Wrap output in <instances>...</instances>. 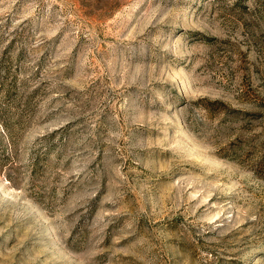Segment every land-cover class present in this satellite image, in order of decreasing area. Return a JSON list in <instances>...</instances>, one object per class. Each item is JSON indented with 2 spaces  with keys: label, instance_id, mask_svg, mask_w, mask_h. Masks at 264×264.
Listing matches in <instances>:
<instances>
[{
  "label": "rangeland",
  "instance_id": "374dc122",
  "mask_svg": "<svg viewBox=\"0 0 264 264\" xmlns=\"http://www.w3.org/2000/svg\"><path fill=\"white\" fill-rule=\"evenodd\" d=\"M0 264H264V0H0Z\"/></svg>",
  "mask_w": 264,
  "mask_h": 264
}]
</instances>
